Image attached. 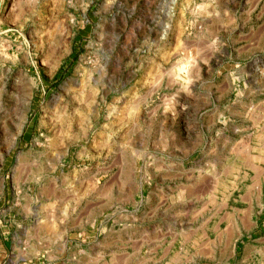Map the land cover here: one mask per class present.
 Segmentation results:
<instances>
[{
  "label": "rangeland",
  "instance_id": "374dc122",
  "mask_svg": "<svg viewBox=\"0 0 264 264\" xmlns=\"http://www.w3.org/2000/svg\"><path fill=\"white\" fill-rule=\"evenodd\" d=\"M263 71L264 0H0V264H136L128 213L221 216L211 146L261 128Z\"/></svg>",
  "mask_w": 264,
  "mask_h": 264
},
{
  "label": "crops",
  "instance_id": "0c3cea01",
  "mask_svg": "<svg viewBox=\"0 0 264 264\" xmlns=\"http://www.w3.org/2000/svg\"><path fill=\"white\" fill-rule=\"evenodd\" d=\"M257 89L253 109L257 119L262 120L261 128L248 135L227 131L211 146L215 154L233 157L230 172L235 176L229 182L231 187L219 184L223 194L218 204L221 216L218 209L197 214L200 210L190 206V218L178 219L175 204H168L165 212L157 210L151 218L158 219L153 224L159 226L157 234L151 233L148 226L144 232L136 228L140 218L145 217L144 211L120 218L124 222L122 230L109 226L107 239L114 242L116 237L131 244L138 256L136 264H264V84ZM173 192L176 194L171 197L175 198L178 191ZM229 203L243 209L226 213ZM117 231L121 232L119 237L113 235Z\"/></svg>",
  "mask_w": 264,
  "mask_h": 264
},
{
  "label": "bare ground",
  "instance_id": "6f19581e",
  "mask_svg": "<svg viewBox=\"0 0 264 264\" xmlns=\"http://www.w3.org/2000/svg\"><path fill=\"white\" fill-rule=\"evenodd\" d=\"M126 51V50H125ZM89 99V98H88ZM88 99H87V101L86 102H88ZM90 102L89 103H91V100H89ZM94 101V100H93ZM92 101V102H93ZM85 103V102H84ZM84 103H83V105H84ZM87 104V103H86ZM85 108H86V105L84 106ZM87 107H88V105H87ZM91 107V106H90ZM88 110V109H87ZM78 112V111H77ZM81 113V112H80ZM82 114V113H81ZM80 115V114H79ZM80 116H82V115H80ZM70 118V117H69ZM80 118V117H79Z\"/></svg>",
  "mask_w": 264,
  "mask_h": 264
}]
</instances>
